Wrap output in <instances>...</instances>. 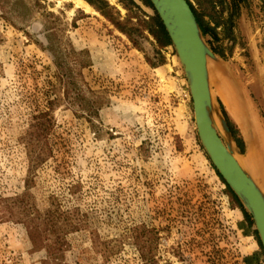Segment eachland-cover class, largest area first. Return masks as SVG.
<instances>
[{
    "label": "rangeland",
    "instance_id": "rangeland-1",
    "mask_svg": "<svg viewBox=\"0 0 264 264\" xmlns=\"http://www.w3.org/2000/svg\"><path fill=\"white\" fill-rule=\"evenodd\" d=\"M39 1L40 11L52 16L15 20L16 28L0 10V198L27 194L24 213L41 214L36 223L45 245L55 238L52 230L74 225L63 233L62 264H142L143 228L151 232L154 264H249L255 253L264 264L252 219L250 226L200 143L174 49L159 47L145 29L133 34L135 45L85 0L91 9L77 0ZM106 1L120 21L148 20L119 0ZM189 1L205 21L212 15L221 23L218 40L205 36L218 58L209 63L210 86L234 139L243 143L236 141L244 166L255 152L238 115L245 100L264 129V0ZM45 23L54 25L58 39L88 53L79 85L86 97H93L91 90L109 103L93 118L95 127L77 107H56L46 159L30 171L24 139L34 116L47 110L44 92L58 75ZM6 206L0 204V264H43L47 251L33 246L27 225L8 217ZM49 211L52 219L42 224Z\"/></svg>",
    "mask_w": 264,
    "mask_h": 264
},
{
    "label": "trees",
    "instance_id": "trees-1",
    "mask_svg": "<svg viewBox=\"0 0 264 264\" xmlns=\"http://www.w3.org/2000/svg\"><path fill=\"white\" fill-rule=\"evenodd\" d=\"M85 1L89 5L94 7L98 12H100L106 19H108L118 30L129 36V38L133 40L135 45L137 44V41L133 38V34H141L143 29H145L155 38L159 47L167 48L172 46L170 37L150 0L139 1L143 6L151 9L154 12L153 16H149L144 13L135 0H119L120 3L123 4V6L128 11L131 12L135 8L139 10L144 15V17L148 18V20L139 18L137 24L132 23V17H129L126 22L120 21V18L116 17L113 14V9L110 7L106 0ZM197 1L200 2L199 0ZM187 2L189 3L194 15L196 16L203 34L205 36H210L214 40H218L217 28L220 27L221 23L216 19V21H214L215 17H213L212 15H210V22L205 21L202 16H200L198 11L194 8L192 3L189 0H187ZM213 2L214 0H210V3L214 4ZM41 9L42 5L39 0H0V10L2 12V18L10 22L13 26H15V28L17 27V23L15 20L25 22L36 18L37 14L43 17L52 16L50 13L47 14L46 12H41ZM211 22H214L215 27L211 26ZM129 23L132 25H130ZM53 26L54 25H52V23H45V37L48 43L47 50L50 51L53 56L54 63L58 70V75L56 77L55 83L49 82L48 89L44 92L47 110L41 111L34 116L33 122L30 125L31 127L29 129V132L24 139L26 145L30 148V171H33L46 159L47 155L44 145L46 142V137L55 122L54 118L52 117V113L54 112L56 107L64 104H67L69 107H77L80 112L87 116L86 120L92 125V127H95L93 118L98 117L99 111L109 103V100L91 90L89 92L93 95V97H86V95L84 94V90L79 85V81L82 82V70L87 66V63L83 61L82 56L88 53L84 51L77 52L69 43H65L58 39L57 31ZM26 34L29 35L28 33ZM221 108L232 134L235 135V132L233 131L228 121L227 113L224 110L222 104ZM236 141L242 148L243 143L238 139H236ZM214 170L216 171L217 176L226 186V192L231 201L242 211L245 219L248 221L249 225L252 226L251 217L244 211L237 196L229 188L218 171L215 168ZM25 197H28L27 194L26 196L22 197L5 199L0 198V204H8V206L6 207H10V210H8V212H10V215L8 217L18 218L27 225L29 237L33 246L35 248H39L42 246V248L47 251L48 259L45 260L43 264H62L61 257L64 244L63 233L65 232V230L66 232L68 230H74V225H65V227L57 231V233L52 230V235L55 236V238L50 244L45 245V242L48 239L46 238L43 240L44 232L42 231L40 225L36 223L38 219H41V214L37 213L39 214V217H37V215H34L31 218L29 213H24L25 209L23 208V203ZM52 214L54 213L50 211L47 212L46 216L42 219V224H49L50 219H52L53 217ZM67 228L71 229L67 230ZM49 232H51V230ZM139 233H141L139 234L141 240H139L137 243L139 245L142 264H154V261L149 255V248L147 246V242L151 239V232L143 228ZM254 234L257 237L256 231H254ZM257 241L260 248L263 250L262 244L258 237ZM103 252L105 256L109 255L108 248H105ZM246 262H248L249 264L260 263V261L257 260L256 253L251 255L250 257H247Z\"/></svg>",
    "mask_w": 264,
    "mask_h": 264
},
{
    "label": "water",
    "instance_id": "water-1",
    "mask_svg": "<svg viewBox=\"0 0 264 264\" xmlns=\"http://www.w3.org/2000/svg\"><path fill=\"white\" fill-rule=\"evenodd\" d=\"M150 1L185 73L200 143L215 169L251 216L264 252V193L253 174L241 164L242 154L221 104L214 101L211 92L209 61H216L217 55L206 43L187 0ZM213 111L220 120L219 130L212 119Z\"/></svg>",
    "mask_w": 264,
    "mask_h": 264
},
{
    "label": "bare ground",
    "instance_id": "bare-ground-1",
    "mask_svg": "<svg viewBox=\"0 0 264 264\" xmlns=\"http://www.w3.org/2000/svg\"><path fill=\"white\" fill-rule=\"evenodd\" d=\"M77 2L81 5H85L87 9H91V7L82 0H77ZM224 102L229 114L231 115L230 98L224 96ZM238 115L241 118L242 124L251 132L252 139H255V152H253V154L250 155L247 160H244V164L247 165V167L245 165L244 166L251 172V174H253L259 187H261L262 192L264 193V129L256 118L252 104L247 100L244 101L241 110L239 109ZM230 117L232 118L233 116L231 115ZM212 119L217 130H219L220 120L218 119L215 111H213Z\"/></svg>",
    "mask_w": 264,
    "mask_h": 264
}]
</instances>
